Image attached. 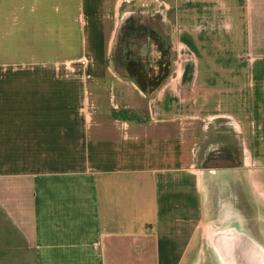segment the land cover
<instances>
[{"label":"crops","instance_id":"0c3cea01","mask_svg":"<svg viewBox=\"0 0 264 264\" xmlns=\"http://www.w3.org/2000/svg\"><path fill=\"white\" fill-rule=\"evenodd\" d=\"M135 4L152 92L115 65ZM9 62L49 66L0 69V264H264V0H0Z\"/></svg>","mask_w":264,"mask_h":264},{"label":"rangeland","instance_id":"374dc122","mask_svg":"<svg viewBox=\"0 0 264 264\" xmlns=\"http://www.w3.org/2000/svg\"><path fill=\"white\" fill-rule=\"evenodd\" d=\"M154 8L155 7L153 6V4H150L146 7L142 5H138V4L133 5L131 8L132 13L128 17L122 20V23L119 28L120 32L118 35V40H119L118 42H121V39H122L121 27L128 26V24L134 25V26L137 25V26L146 27L148 30H150L153 34L150 35L149 33V35H147V38L145 39L139 38L136 35V33H133V35H131L130 33V36H131L130 43L132 44H130L129 48L130 50H132L133 53H136L138 51L140 53L138 55H140L141 58H145L147 64L156 73L158 70V67L156 65V60L158 59L160 54L157 51L156 49L157 47L154 42H157L155 41L156 38H159V41L161 39L157 33V28L151 27L150 24H148L149 21H147V19L150 18V15H149L150 12H154V10L156 11L158 10L157 7L155 9ZM145 11L149 13H146ZM131 22L133 24H131ZM158 29L163 31L164 27L161 25L160 26L158 25ZM137 46H140V47H137ZM163 46H165L164 43H163ZM120 52H121L120 48L118 47L114 50V56H116L117 58L115 65H118V68L121 67L120 63L122 62L121 59H123V52L121 53ZM48 66L46 64L9 62V63L4 64V66L0 67V69H4L5 72H27V71H41V70L46 69ZM59 67L60 68H57L55 71H71L70 65H66V67L65 66H59ZM122 71L124 72V74H128L124 66L122 67Z\"/></svg>","mask_w":264,"mask_h":264},{"label":"trees","instance_id":"16d2710c","mask_svg":"<svg viewBox=\"0 0 264 264\" xmlns=\"http://www.w3.org/2000/svg\"><path fill=\"white\" fill-rule=\"evenodd\" d=\"M131 24H133L131 22ZM131 30V31H130ZM133 31V32H132ZM122 39L121 42L124 43V47L120 48V51L123 52V66L127 71V75L132 78L136 84L145 92L154 91L167 77L169 72L170 65V48L165 39L156 38L154 42L156 44V49L159 52V57L156 60V65L158 67L157 72L155 73L153 69L147 64L145 58H141L138 51L133 53L130 50V33H136L139 38H147V35L153 34L146 27L129 25L121 27ZM145 43V42H144ZM163 43L165 46H163ZM140 47V46H137ZM120 52V53H121Z\"/></svg>","mask_w":264,"mask_h":264}]
</instances>
